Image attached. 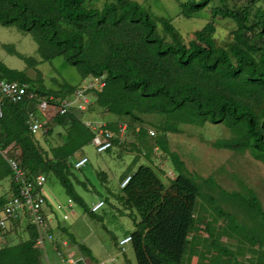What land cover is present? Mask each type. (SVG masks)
<instances>
[{
	"label": "trees",
	"instance_id": "obj_1",
	"mask_svg": "<svg viewBox=\"0 0 264 264\" xmlns=\"http://www.w3.org/2000/svg\"><path fill=\"white\" fill-rule=\"evenodd\" d=\"M90 1L0 0V24L32 34L44 61L64 57L78 69L83 80L105 78L104 88L93 92L95 102L86 112L53 119L64 130L59 135L63 143L49 152L41 148L27 125V111L34 107L6 104L0 118V150L12 146L30 174H44L48 180L57 178L70 199L89 211L69 177L76 154L90 145L94 137L83 116L115 114L120 119L107 123V128L118 133L120 125H127L135 141L128 142L124 150L143 155L147 162L130 173L131 181L117 197L126 210H136L139 215V220L134 218L135 231L130 234L136 264H190L191 235L200 230L197 224L202 221L197 218V203L203 186L191 177L180 156L170 151L167 141H159L158 134L150 136L149 130L153 128L147 126L146 118H157L151 126L162 124L166 131L172 132H178L173 119L186 125L225 124L232 137L216 141L215 148L239 154L250 151L256 160L264 162V0H247L243 6L219 0L221 6H213V20L228 19L237 27L226 46L216 40L214 21L195 32L186 44L168 19L155 16L136 1L114 0L100 9L89 7ZM214 1L188 0L184 17L192 18ZM31 61L27 59L34 63ZM0 78L33 83L25 72L10 69L1 62ZM32 85L40 95L56 99L73 95L80 86H65L56 92ZM47 134L52 135L53 130ZM157 146L174 165L175 178L166 177L167 184L162 179L166 172L154 166ZM0 159L3 160L1 154ZM7 173L11 175L9 167ZM203 181L215 182L212 178ZM209 200L216 201L212 197ZM250 206L258 212L256 225L251 228L254 242L253 248L245 249L242 255L248 264H264V242L256 241L264 237V208L257 196ZM212 210L214 219L208 231H212L214 223L222 220L227 223V218L234 219L236 215L222 206ZM130 215L134 216L132 212ZM23 227L17 224L10 232L17 233ZM25 228L30 239L0 248V264H42L41 251L35 248L37 232L31 226ZM228 228L229 222L226 233L217 240L228 236ZM63 232L78 244L82 254L92 258L91 250L78 242L67 227ZM259 244L261 247L257 248ZM217 250L220 258L234 264L229 247L220 243ZM249 254L251 259H246Z\"/></svg>",
	"mask_w": 264,
	"mask_h": 264
},
{
	"label": "rangeland",
	"instance_id": "obj_2",
	"mask_svg": "<svg viewBox=\"0 0 264 264\" xmlns=\"http://www.w3.org/2000/svg\"><path fill=\"white\" fill-rule=\"evenodd\" d=\"M113 1L92 0L88 6L100 9L106 3ZM133 1L138 2L155 16L168 19L186 44L192 40L195 32L202 30L212 21L217 26L216 40L221 46H226L232 40V33L237 29L231 20L212 19L213 6H221L219 0H215L208 8L192 18H186L183 14L188 0ZM246 2L247 0H229L231 6H243ZM160 31L162 32L161 28ZM27 59H31V62L34 61V63L30 64ZM0 62L10 69L25 72L28 78L33 81L30 84H34L38 88L43 86L46 90L57 92L63 90L65 86H78L83 83L78 69L69 65L64 57L44 61L38 52V44L33 35L22 32L16 26L4 27L0 24ZM90 98L92 102H95L94 96H90ZM99 115L98 120L107 121V123L118 122L120 119L111 113ZM83 118L93 121L86 116ZM146 120L147 126L153 128L150 130L159 135V141L168 142L170 151L180 156L186 163L191 177L198 185L203 186L198 197L197 215L206 216V219L212 221L214 217L212 208L217 206H222L225 210L236 214L234 219L227 218L226 220L227 223L229 222L228 236L223 239V242H225L224 246L233 251L231 261L234 264H242L244 261L248 264L242 253L245 249L253 248L254 240H251L253 236L251 228L256 225L254 219L258 216V212L251 209L255 207L250 206L254 196H257L264 208V162L256 160L250 151L239 154L230 149L215 148L216 141L228 140L232 137L231 129L225 124L207 122L204 126L186 125L176 123L173 119V124L178 127V132H172L166 131L162 124H157L156 128L151 126L150 123L157 120L153 116L147 117ZM160 120H162L161 117ZM47 128L48 130L52 129L53 134L43 136L38 134L36 139L41 148L49 152L52 147L63 143L59 135L64 133V130L56 126L53 121L49 122ZM134 141V134L128 131L126 142ZM150 142L153 146L155 145L154 140H150ZM158 146L153 153L154 166L166 172V176H162V179L167 184V173H176L169 155L165 154ZM124 149V147L116 146L107 152L98 153L94 145L90 144L76 154L74 160L79 157H87L89 162L80 170L71 167L69 177L74 184L75 191L84 199L89 211H85L83 207L72 201L65 187L55 177L48 180L43 190L53 212L57 215L53 225L63 224L78 242L89 247L92 258H87L88 256L80 253L78 244L72 242L76 246V252L90 264L102 262L136 264L132 244L126 245V252L122 253L119 242L135 231L134 218L139 220V215L136 210H126L117 197L121 194L120 186L124 177L134 173L141 165H147V162L143 155L140 156L138 153L128 152ZM7 169L5 160L0 159V198L10 193L11 175L7 173ZM206 178H212L215 182L205 183L203 179ZM211 197L216 201L211 202L209 200ZM100 201H104L105 206L97 214L92 215L90 209ZM70 203L72 208H69ZM59 204L64 208L57 209ZM214 210L216 211V209ZM131 212L134 214L133 217L130 215ZM65 213L70 216L67 221L63 219ZM227 223L222 220L221 225L217 226L219 236L226 233ZM263 238L256 241L262 244ZM29 239L30 233L24 226L17 233L9 232L2 241L0 240V248ZM258 247L261 245L259 244ZM46 248L47 256L44 254V250H40L42 264H64L49 243ZM262 248L264 249L263 244ZM248 257L251 258L252 255L249 254Z\"/></svg>",
	"mask_w": 264,
	"mask_h": 264
},
{
	"label": "built area",
	"instance_id": "obj_3",
	"mask_svg": "<svg viewBox=\"0 0 264 264\" xmlns=\"http://www.w3.org/2000/svg\"><path fill=\"white\" fill-rule=\"evenodd\" d=\"M26 82L7 81L0 78V118L4 116L3 108L6 104H26L34 108L27 111V125L32 135H46L48 124L58 115H66L75 112H86L93 103L90 96L95 91H102L105 86V78L90 77L83 80L77 91L65 99H56L54 96H42L36 89ZM85 126L93 133L92 143L98 153H104L116 146L126 148L127 125H120L119 132L114 133L107 128V122L101 120H84ZM151 137L156 133L149 131ZM156 149V148H155ZM0 154L8 164L11 172V188L8 195L0 198V240L18 224L33 227L37 232L35 248L44 250L47 256L46 245L49 243L57 252L64 264H90L83 256L76 252V246L63 232V224L54 223L57 216L48 203L43 190L48 182L44 174H30L20 161L19 154L13 153V147L0 150ZM87 157H79L74 161V168L82 169L88 164ZM129 175L122 183L121 188L126 187L131 181ZM167 178L174 179L175 174L167 173ZM105 206L100 201L91 208L92 213H98ZM64 207L59 204L57 209ZM72 208V204H69ZM65 221L70 219L68 213L63 216ZM57 233V234H56ZM132 242L129 235L119 242V248L125 253V246ZM85 257V256H84ZM86 258V257H85ZM85 260V261H84ZM97 264H108L102 262Z\"/></svg>",
	"mask_w": 264,
	"mask_h": 264
},
{
	"label": "crops",
	"instance_id": "obj_4",
	"mask_svg": "<svg viewBox=\"0 0 264 264\" xmlns=\"http://www.w3.org/2000/svg\"><path fill=\"white\" fill-rule=\"evenodd\" d=\"M88 116L89 117H87V118H89V119H95V118L99 117L100 115H96V114L92 113ZM111 122L112 121H110L109 123H111ZM197 214H198V212H197ZM197 218L199 220L201 218L202 221L200 223L198 222V224H197V226L200 228V230L191 235L190 240L192 241V244L190 245L191 246L190 253L192 254L193 257H192V261L190 264H200L199 263L200 260H201V264H230V262L227 258H225V257L220 258L219 252L217 250V249H219L220 243H225V242H223V239H225V238L221 239V241H216L219 237V235H218L219 231L216 228H217V226L221 225V221L214 223L213 229H211L212 231H210V230L208 231V229L210 228V225H211L210 222H212V221H209L208 219H206V216H202V215H199V216L197 215ZM213 219H214V217H213ZM203 228H204V230H203ZM87 258H91V257L88 256ZM246 259H251V258H249L247 256ZM252 261H254L253 258H252ZM254 264H258V262H254Z\"/></svg>",
	"mask_w": 264,
	"mask_h": 264
},
{
	"label": "clouds",
	"instance_id": "obj_5",
	"mask_svg": "<svg viewBox=\"0 0 264 264\" xmlns=\"http://www.w3.org/2000/svg\"><path fill=\"white\" fill-rule=\"evenodd\" d=\"M74 161H75V160H74ZM90 212H91V209H90ZM91 213H92V212H91ZM131 243H132V242H131ZM131 243H130V244H131Z\"/></svg>",
	"mask_w": 264,
	"mask_h": 264
}]
</instances>
